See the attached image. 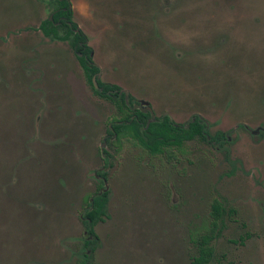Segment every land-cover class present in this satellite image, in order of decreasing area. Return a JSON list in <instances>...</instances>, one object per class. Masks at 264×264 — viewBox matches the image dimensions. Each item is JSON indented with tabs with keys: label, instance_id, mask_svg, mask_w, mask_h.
Masks as SVG:
<instances>
[{
	"label": "rangeland",
	"instance_id": "1",
	"mask_svg": "<svg viewBox=\"0 0 264 264\" xmlns=\"http://www.w3.org/2000/svg\"><path fill=\"white\" fill-rule=\"evenodd\" d=\"M70 2L102 82L156 116L200 115L229 135L224 148L187 143L174 160L112 150L93 264H191L215 199L225 214L211 264H264V0ZM54 8L0 0V264H80L84 199L116 113L70 43L40 30Z\"/></svg>",
	"mask_w": 264,
	"mask_h": 264
},
{
	"label": "flooded vegetation",
	"instance_id": "2",
	"mask_svg": "<svg viewBox=\"0 0 264 264\" xmlns=\"http://www.w3.org/2000/svg\"><path fill=\"white\" fill-rule=\"evenodd\" d=\"M61 1L62 0H54V2H55V8H54L53 12L51 13L50 17L48 19H46V20H50L51 22H54V24L58 28H60V29H58V37H54V36H49L48 37V36H46L44 34L43 30H42V24L43 23L40 26V30L43 32V34H44L45 37H48V38H51V39H54V40L69 42L70 43V46H71L72 50L75 52V55H76V57H77L78 60L80 58H84L87 62H89V58H91L92 61L94 62V60H93V52H91L90 55H89V57H87L82 52H78L77 49L74 48V44H75V34L84 33L79 28V26L76 29L73 30V33L68 34V32L66 31L65 27L63 26V23H66L67 26H72V24H71V22H69L67 20V18L65 16H60L59 17V20L57 22H55V15H56V13H58L59 10H64V11L66 10L65 8H61L60 9L59 2H61ZM70 4H71V2H70ZM70 9L73 10L72 5H71ZM51 17H52V19H51ZM73 22H74V20H73ZM67 35H68V37L65 38V39H61L60 38V37H65ZM86 37H87V35H86ZM79 45L81 46V48H83V46H87V47L91 48L88 45V37L83 42H79ZM93 62L90 63L91 66L95 64V66L99 67L95 62L93 64ZM79 63L81 65L82 69H83L85 78L87 79L88 84L91 86V89L93 90L94 94L97 95L102 100H104L106 103H109L114 108V110L116 112L107 121V125H106L107 126L106 127V136L103 138V144H102V146L100 148V157L102 158V160L104 162V166L95 173V179L97 180L96 190L93 193H91V194H89V195H87L85 197L83 211H82L81 216H80L81 217L82 224H83V227H84V232H83V239H84L83 247L79 251V256L81 258L80 264H93L94 263V255H95V252L98 249V246L100 245V237L96 233V228H97V226L100 223H103L105 221V219L108 217V206H109V203H110V194H111V192H110V186H109V181H110V178H109V170L113 167L112 160L114 158V155L111 152L112 150L113 151L115 150L116 152H121V151H123V149L125 147H127V146H133V147H138V148L143 149L152 158H158L160 156H165L168 160H174V159H177V157H178V155L180 153H183L184 152V147H185V145L187 143L198 141V142H201V143L206 144L208 146H211V147H213L215 149L216 148H224L225 145L229 143V135L227 133L222 132V131H217V132H215V134L211 133V130L209 128L208 122L205 121L204 118H202L200 115L193 116L185 124H178V123H176L168 115L156 116V114H155V112H154V110L151 107V105H150L149 102H147L145 100H137L133 95L129 94L127 91H125L124 89H122L120 86L119 87L121 88V90H118V91L112 90V92L108 94V97H110L113 100V101H110L109 98H107V97L105 98V97L101 96L100 94H98V93H103V86H101V84H104L105 83V82H102L101 81V78H99L97 76L98 73L100 71H102L100 69V67H99L100 70L93 75L92 81L90 83L89 82V78L86 75V70L82 66L80 60H79ZM94 80H95L96 84H95ZM106 84H110V83H106ZM117 103H119L121 105L125 104V106H126L128 112H129V114H131L132 116H135L137 113H142L144 115H147L148 120H147V126H146V128L149 127L151 123H154V122L158 121L159 118H163V117H166V116L175 124V126H179L181 128H184V129H189V127L193 123H195V122H197V120H199L200 124H202V125L205 126L204 134L206 136V139H205L206 141L204 139H202V137H200L199 135H197V136H195L192 139L184 140L183 143H182V145L179 146V147L175 146L174 148H172L170 150H167V151L165 150L164 152H162V153H160L158 155H152L144 147V145L140 144V142L138 140L135 141L132 138H130V139L122 138L121 141H120L118 139V135H117V133H116V131L114 129V123L117 124V125L118 124H121V122H122V120H121L122 114L120 113V110H119V108L117 106L118 105ZM143 130H144V128L142 129V131ZM218 133L223 134L224 137L215 140V136ZM261 135L264 138V132H262ZM128 140H130V141H128ZM104 194H107V203H106V207H105L106 213H105L103 219L101 221H99L98 223H96V225H94V228H93L94 233H95V236H94V235H91L90 231L86 228V225H85L86 217L84 216V214L87 212L86 210H92L93 207H94L95 199L97 197L103 196ZM215 201H218V200L215 199L213 201V203L211 205V210H213V205H214ZM218 202L223 206V204L220 201H218ZM223 209L225 211L224 206H223ZM232 212L233 211H230V213H232ZM224 214H225V212H224ZM211 216H212V211H211ZM212 222H213V216H212V221H211V226H210L209 232L213 228ZM223 222H224V215H223L222 219L218 222V228L216 227V229H215V239L217 237H219V235H220L221 225L223 224ZM204 235L202 234L201 237L198 238V239H196V240L194 238H191L192 243L194 245H196L197 252L199 250V245L201 244L202 237ZM215 239H214V241H215ZM241 240H243V237H241ZM94 242H97L98 245H97L96 249L93 251L91 245H93ZM213 242H212V246H213ZM86 243H89L90 246H86ZM213 248H214V246H213ZM196 256H194V257H196ZM194 257L192 258V262L194 261ZM214 260H215V252H214V257L211 260L210 264Z\"/></svg>",
	"mask_w": 264,
	"mask_h": 264
},
{
	"label": "trees",
	"instance_id": "3",
	"mask_svg": "<svg viewBox=\"0 0 264 264\" xmlns=\"http://www.w3.org/2000/svg\"><path fill=\"white\" fill-rule=\"evenodd\" d=\"M60 9L65 8L66 10H59L55 15V22L59 20L60 16H65L69 22H71L72 26H67L66 23H63L68 34L73 33V30L78 27V25L73 22V10L70 9L71 4L69 0H62L59 2ZM58 28L54 22L50 20H46L42 24V30L46 36H54L58 37ZM60 37L61 39L67 38ZM86 35L84 33L75 34V44L74 48L77 49L78 52H82L85 56L89 57L90 53L93 52L92 48L87 46L79 45V42H83L86 40ZM82 66L86 70V75L89 78V82L91 83L92 77L95 73H97L100 69L95 66L94 62L91 58H89V62H87L84 58L79 59ZM94 65H90L92 63ZM103 86V93H98L103 97L109 98L110 101H113L108 94L114 91L121 90L118 85L114 84H101ZM124 103V102H123ZM120 113L122 114V122L121 124L114 123V129L118 135V139L121 141L122 138L133 140H138L140 144L144 145V147L150 152L152 155H158L165 150H170L175 146L179 147L182 145L184 140H189L199 135L202 139H206L204 134L205 126L200 124L199 120L193 123L189 129H184L179 126H175V124L166 116L163 118H159L158 121L151 123L149 127L147 126V115L142 113H137L135 116L129 114L125 104L121 105L117 103ZM144 130L142 131V129ZM224 135L218 133L215 136L216 139L223 138ZM130 141V140H128ZM206 141V140H205ZM107 203V194H104L101 197H97L94 202V207L92 210H86L87 212L84 214L86 217V228L90 231L91 235L95 236L94 233V225L101 221L106 213L105 207ZM223 206L215 201L212 210L213 216V228L207 234L202 237L201 244L199 245L198 255L194 257V261L191 264H210L211 260L214 257V248L212 246V242L215 239V229L218 228V222L222 219L224 215ZM98 243L94 242L92 246V250L94 251L97 247ZM86 246H90L89 243H86Z\"/></svg>",
	"mask_w": 264,
	"mask_h": 264
},
{
	"label": "water",
	"instance_id": "4",
	"mask_svg": "<svg viewBox=\"0 0 264 264\" xmlns=\"http://www.w3.org/2000/svg\"><path fill=\"white\" fill-rule=\"evenodd\" d=\"M51 19H52V17H51ZM99 78H101V76H102V71H100L99 73H98V75H97ZM94 82H95V80H94ZM95 84H96V82H95Z\"/></svg>",
	"mask_w": 264,
	"mask_h": 264
}]
</instances>
